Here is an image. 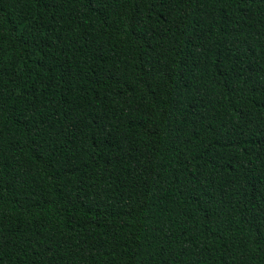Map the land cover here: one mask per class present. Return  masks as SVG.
I'll return each mask as SVG.
<instances>
[{"label": "trees", "instance_id": "1", "mask_svg": "<svg viewBox=\"0 0 264 264\" xmlns=\"http://www.w3.org/2000/svg\"><path fill=\"white\" fill-rule=\"evenodd\" d=\"M0 264H264V0H0Z\"/></svg>", "mask_w": 264, "mask_h": 264}]
</instances>
